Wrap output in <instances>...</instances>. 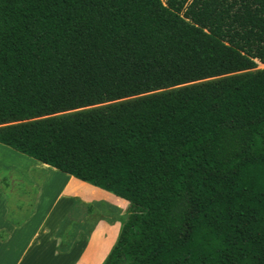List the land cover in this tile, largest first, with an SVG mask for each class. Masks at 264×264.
Listing matches in <instances>:
<instances>
[{"label":"trees","instance_id":"16d2710c","mask_svg":"<svg viewBox=\"0 0 264 264\" xmlns=\"http://www.w3.org/2000/svg\"><path fill=\"white\" fill-rule=\"evenodd\" d=\"M176 9L0 0V142L129 201L103 264H264V67Z\"/></svg>","mask_w":264,"mask_h":264},{"label":"crops","instance_id":"0c3cea01","mask_svg":"<svg viewBox=\"0 0 264 264\" xmlns=\"http://www.w3.org/2000/svg\"><path fill=\"white\" fill-rule=\"evenodd\" d=\"M245 1L247 14L264 3ZM17 152L18 160L0 159V170L23 184L0 186V264H103L129 215V201ZM1 182L10 183L6 177Z\"/></svg>","mask_w":264,"mask_h":264},{"label":"rangeland","instance_id":"374dc122","mask_svg":"<svg viewBox=\"0 0 264 264\" xmlns=\"http://www.w3.org/2000/svg\"><path fill=\"white\" fill-rule=\"evenodd\" d=\"M164 1L175 3V5H177L176 10L182 15L191 18L198 24L206 27L208 31L214 32L227 43L238 45L242 47V49L244 48L245 50L252 51L251 54L258 60V64L261 67L264 66L261 62L264 61V12H261V14L256 16L257 9L255 8L256 11L251 9L248 11V14L256 17L251 19L249 16V20L246 21L245 17H247L248 14L246 9L243 8V5L247 3L245 0ZM253 11L255 12L253 13ZM250 29H254V32L250 31ZM260 36H262L261 39ZM7 148L9 150L0 146V159L5 158L6 162H9L11 159L18 160L20 156L17 154L19 153L14 149ZM3 177L8 178L10 182L9 186L1 182ZM0 186L6 188L10 186L23 187V184L17 180V177L13 172L0 170ZM114 216L125 219L127 215L119 214L114 211Z\"/></svg>","mask_w":264,"mask_h":264}]
</instances>
